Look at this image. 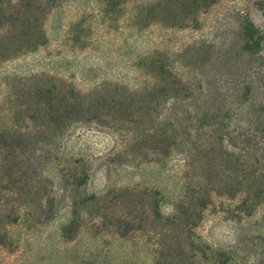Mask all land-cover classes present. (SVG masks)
<instances>
[{"label":"trees","instance_id":"16d2710c","mask_svg":"<svg viewBox=\"0 0 264 264\" xmlns=\"http://www.w3.org/2000/svg\"><path fill=\"white\" fill-rule=\"evenodd\" d=\"M67 1L0 0V62L45 45L47 18ZM130 1L100 3L105 17L117 20ZM216 2L147 0L133 18L141 27L199 29L200 15ZM138 66L146 80L136 90L108 81L82 90L47 72L15 78L0 104V225L24 218L36 225L57 216L55 183L45 171L59 162L72 216L62 227L64 238L76 237L91 218L100 232L141 234L153 245L145 264H227L230 253L203 242L195 230L215 198L231 202L223 209L231 218L264 208V30L247 16L223 46L194 43L176 57L153 51ZM75 124L121 133L113 162L185 156L187 188L172 212L163 211L162 193L147 186L85 192L87 159L59 156Z\"/></svg>","mask_w":264,"mask_h":264},{"label":"rangeland","instance_id":"374dc122","mask_svg":"<svg viewBox=\"0 0 264 264\" xmlns=\"http://www.w3.org/2000/svg\"><path fill=\"white\" fill-rule=\"evenodd\" d=\"M147 0H131L117 19L105 17L100 0H68L49 14L45 29L48 41L36 51L0 62V104L17 77L47 72L82 90L105 81L125 84L133 90L146 78L138 66L153 51L175 57L188 45L200 42L223 46L231 41L241 21L249 16L264 30V0H217L200 15L199 29L168 27L159 23L135 25L136 8ZM176 62L180 73L187 70ZM123 135L95 124H75L63 139L59 156L83 157L91 165L83 188L89 194H104L113 187L147 186L164 197L163 211L187 188L186 158L174 154L163 161L129 164L113 162ZM55 183L57 216L46 223L0 225V264H145L152 261V246L141 234L121 237L93 228L91 218L76 237L62 236L71 220L68 193L63 188L59 162L46 168ZM197 179H194V182ZM230 201L215 198L196 228L201 240L215 249L228 251L227 264H264V208L251 216L229 217L223 209ZM94 220V219H93Z\"/></svg>","mask_w":264,"mask_h":264}]
</instances>
